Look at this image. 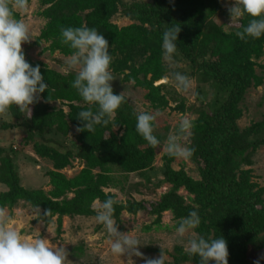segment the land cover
<instances>
[{
  "label": "trees",
  "instance_id": "trees-1",
  "mask_svg": "<svg viewBox=\"0 0 264 264\" xmlns=\"http://www.w3.org/2000/svg\"><path fill=\"white\" fill-rule=\"evenodd\" d=\"M41 3L48 6L41 12L46 22L36 43L43 38L52 40L53 47L70 56L72 50L61 43L60 29L69 26L97 29L109 43L113 75L121 74L122 80L134 79L137 85L147 88L145 96L154 107L167 104L161 91L169 85L157 86L153 80L175 71L162 60V32L173 25L180 27L179 54L175 60L187 63L189 70L182 73L194 77L196 98L186 104L181 96L171 94V97L175 110L180 113L188 110L195 115L186 143L195 149L189 160L196 166L199 178L193 179L182 168L174 169L171 166L174 157L166 152L162 165L154 167L155 150L166 140V132H154L161 144L155 148L148 146L136 132L137 112L122 94L125 102L108 125H98L90 133L79 131L67 145L64 140L53 139L52 133L67 138L70 122L82 127L78 113L88 108L95 111L96 107L84 102L71 86L75 72L62 75L46 69L41 71L48 84L46 92L40 94L44 101H37L31 116H25L27 119L20 125L25 128L24 138L36 140L35 152L54 164V170L46 173L50 189L22 187L12 155L0 146V183L6 187L0 191V209L19 206L37 209V220L44 224L56 218L57 233L62 230L63 217L94 216L93 203L108 197L117 201L113 217L118 224L122 212L144 211L154 216L156 224L161 214L169 211L176 227L180 218L196 210L201 223L194 231L205 239L223 237L227 242L228 264H256L248 252L249 248L264 249V187L251 180L250 169L245 166L251 163L252 153L264 144V117L242 130L237 121L247 90L252 83H261L255 60L264 52V35L245 42L234 35L237 25L225 31L222 25L230 14L221 0H42ZM116 13L136 23L117 28L110 22ZM249 19L245 16L239 23L247 24ZM148 73L151 79L145 80ZM112 89L114 94H120ZM57 100L66 102L67 111L46 105ZM8 113L23 116L16 106H10ZM15 125L2 124L6 128ZM113 126L118 127V133L113 132ZM71 158L80 159L83 167L67 178L59 170L70 165ZM133 172L140 173L145 180L154 179L153 190L164 183L169 188L155 202L146 203L142 199L119 202L111 189L124 192L128 175ZM142 187V183L134 186L141 192ZM180 188L192 196L188 197L189 202L178 193ZM173 250L169 264H198L199 258L189 256L183 246L176 245Z\"/></svg>",
  "mask_w": 264,
  "mask_h": 264
},
{
  "label": "rangeland",
  "instance_id": "rangeland-1",
  "mask_svg": "<svg viewBox=\"0 0 264 264\" xmlns=\"http://www.w3.org/2000/svg\"><path fill=\"white\" fill-rule=\"evenodd\" d=\"M41 1L42 0H28L26 11L17 15V18L22 19L29 27L32 38L28 43H22L21 45L25 54V59L30 65H39L40 72L47 69L52 70L55 73H61L62 75H66L69 72L76 73L77 69H67L66 61L70 56L63 55L56 47H53L52 40H46L43 38L40 42L36 43V40L40 36L46 22L42 18L41 12L43 8L48 6L46 4L42 5ZM124 1L130 2L138 0ZM232 2L233 0H221L222 7L226 11L229 9ZM228 21L222 25L225 31H228L231 27L237 25L236 22L231 23V20L230 22ZM110 22L117 28L136 23L120 13L114 14L110 18ZM255 62L256 75L261 78V83L259 85H254L252 83L245 94L241 105L242 114L237 121V125L241 130L252 123L262 120L264 117V52L260 58L255 60ZM164 65L181 73L183 70H189L187 63L181 59H176L173 65H169L164 61ZM126 73H128V70ZM113 74L114 73L112 72V75ZM164 76L165 74L154 79L153 83ZM188 76L192 79V88L188 92L179 91L174 84L167 81L162 83L169 85L166 90L161 91V95L165 96L167 104H163V106L157 104L158 107L152 106L150 100L146 98L145 95L148 93V89L142 85H137L134 79L124 81L122 80L121 74L118 76L119 78L116 77V75H113L114 80L110 83L112 88L118 90L127 98L137 114L141 112L154 114L158 111L160 115L157 116L155 121L154 132L160 134L166 132V135L168 136L175 130L181 117H186L190 120L195 117V115L188 110L184 113L175 110V101H173L171 97V94L181 96L186 100V104L195 101L196 81L193 76ZM150 79L151 74H146L145 80ZM159 85H161V83ZM38 101L43 102L44 100L40 96ZM157 103H159V101ZM48 104L49 106H54L63 109L64 111H67L68 109V105L64 101L57 100L46 103V105ZM35 105L36 102L29 105V113L27 110L21 111L19 109L23 116L15 117L8 112L7 114H0V146L6 148L10 155H12V163L18 174L22 187L28 189L42 188L44 191H48L50 186L48 184L46 173L54 170V164L49 159L40 157V155L35 152L34 143L36 140L28 141L24 138L25 128L20 125V122L23 119L31 116ZM2 124L16 125L13 128H6L3 127ZM76 129L77 127L70 122L68 137H62L59 133H52L53 139L57 141L64 140L63 143L65 145H67V143L70 144V139L74 140L72 136L79 132ZM112 130L114 133H118L117 126H113ZM164 142L155 150L153 161L154 167H160L163 163L162 156L165 153ZM184 143H186V141H184ZM70 162V165H66L59 170L67 178L76 175L83 167V163L80 159L71 158ZM171 166L174 169L182 168L193 179L199 178L196 166L189 159L184 160L174 157ZM245 168L250 169L251 180L257 183L259 187H264V144H262L257 151L252 153L251 163L245 166ZM154 181V179L145 180L140 173L133 172L128 175L124 192L121 193L116 189H111V191L117 195L116 197L119 202L124 203L128 200L134 199H142L145 202H155L159 200L162 193L167 191L169 184H161L153 190L151 186ZM136 183H142L144 186V188H141L142 192L134 188ZM5 190V185L0 183V191ZM178 193L185 197L186 202H189L188 197H192L187 194L183 188H180ZM68 196L70 197L71 195L69 194ZM98 206L99 202L93 203V208L95 210H97ZM3 211L4 214L10 218L8 226H14L23 239L32 240L36 237H41L48 239L51 243L57 244L58 246L62 245L68 252V264H145L147 259H157L160 256L162 257L163 264H169L173 258L172 254L174 253V246L181 245L186 249V241L190 236V233H186L185 237L182 239L177 237L174 220L169 211L163 212L159 223L156 224L153 222L154 216H151L144 211H139L136 214L122 212L121 223H117L118 231L125 234L127 233L130 236H135L139 239L140 245H138L137 250L141 255L136 256L135 254H125L118 256L111 252L109 243L110 237L103 225L96 222L95 215L89 217H63L62 230L57 233L56 218L53 217L49 224H44L42 221L37 220L39 212L37 209L28 206H19L12 209L4 208ZM248 253L249 257L255 261L256 264H264V249L254 250L249 248Z\"/></svg>",
  "mask_w": 264,
  "mask_h": 264
},
{
  "label": "clouds",
  "instance_id": "clouds-1",
  "mask_svg": "<svg viewBox=\"0 0 264 264\" xmlns=\"http://www.w3.org/2000/svg\"><path fill=\"white\" fill-rule=\"evenodd\" d=\"M28 0H0V114H7L10 106L21 111L38 101L40 94L46 92L48 84L44 82L39 65H30L21 47L31 38L29 27L17 15L27 9ZM231 22H236L238 30L234 35L241 41L249 38L259 39L264 35V0H233L228 9ZM245 16L250 17L247 24H240ZM180 27L175 25L165 28L161 36L162 59L169 65L175 63L179 54L177 38ZM61 43L72 50L66 61L67 69H77L72 87L75 88L83 101L94 105L81 110L77 119L82 127L77 131L94 132L96 126L108 125L115 116L116 110L125 102V97L114 94L111 81L114 80L110 65L112 56L109 43L95 28L87 26L62 27ZM163 79L181 92L192 88V79L179 71H170ZM160 113L141 112L136 115V132L150 147H157L161 141L154 135L155 121ZM193 121L181 117L175 130L164 142L165 152L178 159H190L195 149L184 141L191 136ZM117 201L108 197L99 203L95 220L105 228L109 235L111 252L122 256L135 254L139 239L118 231L114 220V205ZM46 214V213H45ZM10 218L0 209V264H68V252L61 245L51 243L46 238L36 237L32 240L23 239L14 226L9 227ZM201 223L196 210L190 211L186 217L178 221L175 233L178 238L187 239L185 251L189 256L198 257V264H228L227 242L223 237L205 239L194 230ZM145 264H163L162 257L147 259Z\"/></svg>",
  "mask_w": 264,
  "mask_h": 264
},
{
  "label": "water",
  "instance_id": "water-1",
  "mask_svg": "<svg viewBox=\"0 0 264 264\" xmlns=\"http://www.w3.org/2000/svg\"><path fill=\"white\" fill-rule=\"evenodd\" d=\"M164 82H165V80L163 78H160V79L154 81V85H158V84L164 83Z\"/></svg>",
  "mask_w": 264,
  "mask_h": 264
}]
</instances>
